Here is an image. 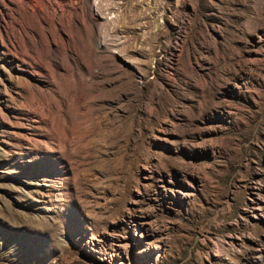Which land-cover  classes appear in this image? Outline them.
<instances>
[{
  "label": "rangeland",
  "instance_id": "rangeland-1",
  "mask_svg": "<svg viewBox=\"0 0 264 264\" xmlns=\"http://www.w3.org/2000/svg\"><path fill=\"white\" fill-rule=\"evenodd\" d=\"M0 264H264V0H0Z\"/></svg>",
  "mask_w": 264,
  "mask_h": 264
}]
</instances>
